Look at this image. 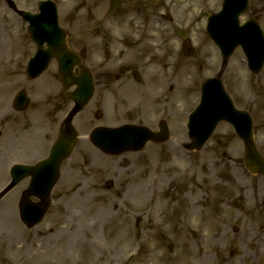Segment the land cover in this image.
Returning <instances> with one entry per match:
<instances>
[{
    "label": "rangeland",
    "instance_id": "rangeland-1",
    "mask_svg": "<svg viewBox=\"0 0 264 264\" xmlns=\"http://www.w3.org/2000/svg\"><path fill=\"white\" fill-rule=\"evenodd\" d=\"M14 1L22 9L35 11L40 0ZM55 1L71 45L88 56L98 53L111 58V69L120 62H135L141 55L163 56L159 63L166 66L164 70L158 64L151 67L158 69L164 91L174 86L176 101L187 111L197 105L203 79L220 67L219 52L205 27L206 16L220 10L222 0ZM165 12L171 14V22L163 20ZM156 14L157 27L151 32L146 23ZM248 16L264 28V0H250V12L243 20ZM186 37L193 42L196 55L186 68H180L176 47ZM32 50L26 24L0 0V189L9 181L11 164L35 162L47 155L61 109L68 105L53 67L36 80L26 78ZM223 79L237 106L252 112L264 153V69L256 76L250 74L237 50ZM22 88L32 101L26 111L16 112L11 103ZM186 90L190 96L185 98ZM82 116L87 117V112ZM175 119L181 120L174 123L181 127L182 116ZM87 131L81 130L82 134ZM180 131L177 141L187 139L184 128ZM215 139L228 143L226 158ZM82 150L85 145L78 151ZM76 161L81 162L79 155L63 167L52 205L35 228L24 226L17 207L26 181L0 200V264H244L247 244L239 245L234 239L245 240L257 229L251 222L252 230L233 231L238 221L232 214L239 211L235 201L245 196L248 207L255 204L253 199L264 194V178L245 169L242 143L229 125L220 124L214 138L190 155L169 140L161 150L151 148L137 156L97 157L96 165L89 168ZM109 179L114 182L113 192L99 187ZM192 207L197 212L193 217L188 211ZM227 207L232 214L225 212ZM214 212L226 231L219 244V235L213 233L220 227L200 230ZM201 232L207 234L202 244L197 240ZM171 242L173 252L168 251ZM230 248L237 250L233 257L228 255ZM204 252L207 256L202 258Z\"/></svg>",
    "mask_w": 264,
    "mask_h": 264
},
{
    "label": "water",
    "instance_id": "water-1",
    "mask_svg": "<svg viewBox=\"0 0 264 264\" xmlns=\"http://www.w3.org/2000/svg\"><path fill=\"white\" fill-rule=\"evenodd\" d=\"M55 13V11H54ZM218 20V18H216ZM213 22L215 23L216 21L215 20H212L210 22V26H209V32H211L212 30V24ZM230 24L233 23V20H229L228 21ZM228 24V23H227ZM223 25L226 26V21H224ZM222 27V25H221ZM245 27H242V31H238V34L239 35H242L244 33L243 29ZM214 39L220 44V41H221V38L217 37L216 35H214ZM44 40H40V43H43ZM228 45L230 46L229 50H232L233 47L237 44V43H240L236 38H231L230 40H228ZM51 46H54L53 44L50 43ZM42 60L38 61V64L36 65L35 67V72H34V75H37L39 72H41L47 65L48 61H49V58H46V57H41ZM69 61L68 57L66 58H63L62 59V65H63V69H65L67 67V62ZM261 61V60H260ZM261 65V62L258 64V68L260 67ZM79 82V85H80V88H79V97H78V101L79 103H84L86 101V99H88V97L91 95L92 93V88L90 87V84L88 82V80H84L82 77L80 79H77ZM213 81V80H211ZM23 100V98H22ZM225 106L232 108L231 106V103H226ZM234 113L238 116L242 115L241 113L237 112V111H234ZM240 114V115H239ZM245 114V113H244ZM222 117H216L215 120H214V124L217 123L219 121V119H221ZM246 118V121H247V125L243 126V133H242V137L244 138V140L246 141V148H247V158H246V161H247V164L248 166L250 167V169L253 171V172H261V173H264V159L261 158L259 156V154L257 153L255 147H254V144H253V137H252V133L250 132L251 131V128L249 127L250 125V122H249V116H245ZM248 119V120H247ZM242 121H244V119L241 118ZM211 126L213 127V125L211 124ZM210 126V127H211ZM203 129L205 128L204 125L201 126ZM193 131H195L194 128H192ZM211 131V130H210ZM210 132H208V134H206L205 136H203L202 138L197 135V136H194L196 137V140L198 141V146H201L204 141L207 139V137L209 136ZM59 152V150L55 153V156L57 155V153ZM58 163L59 161L57 160V162H55V164H49V163H43L41 164L36 170H34V179H33V182L31 184V190H37V183L39 182L40 179H43V185H42V188L43 189H46V190H49L53 184L55 183L56 179H57V167H58ZM40 211H43L42 209L38 208ZM41 214V212H40Z\"/></svg>",
    "mask_w": 264,
    "mask_h": 264
},
{
    "label": "flooded vegetation",
    "instance_id": "flooded-vegetation-1",
    "mask_svg": "<svg viewBox=\"0 0 264 264\" xmlns=\"http://www.w3.org/2000/svg\"><path fill=\"white\" fill-rule=\"evenodd\" d=\"M90 64L95 74L99 69H104L103 66L97 64L93 60H90ZM121 71L123 72L122 76L118 75V78L124 77L126 70ZM103 75L104 78L101 79L97 76L95 77L97 90L100 91L95 101L96 104L100 105L103 108H110L107 99L111 83L108 81V77L105 76L104 73ZM146 77V74L142 77V83L144 81L142 89H139L135 93L125 96L124 114L129 116L130 118H135L136 121L140 124H145L154 128V126L158 124L159 107L154 96V94L156 93L154 85L152 82H149Z\"/></svg>",
    "mask_w": 264,
    "mask_h": 264
},
{
    "label": "bare ground",
    "instance_id": "bare-ground-1",
    "mask_svg": "<svg viewBox=\"0 0 264 264\" xmlns=\"http://www.w3.org/2000/svg\"><path fill=\"white\" fill-rule=\"evenodd\" d=\"M189 213H190L192 216L195 215V213H196V209H195L194 207H192V208L190 209Z\"/></svg>",
    "mask_w": 264,
    "mask_h": 264
}]
</instances>
